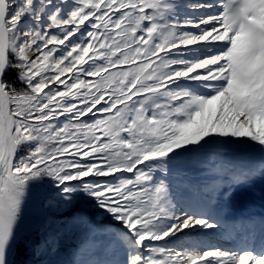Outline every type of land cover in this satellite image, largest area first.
Listing matches in <instances>:
<instances>
[{"label": "snow or ice", "instance_id": "1", "mask_svg": "<svg viewBox=\"0 0 264 264\" xmlns=\"http://www.w3.org/2000/svg\"><path fill=\"white\" fill-rule=\"evenodd\" d=\"M235 145L264 154V0H0V264L65 236L102 257L40 264H264L173 246L221 227L182 197L192 160L210 199L264 181Z\"/></svg>", "mask_w": 264, "mask_h": 264}, {"label": "bare ground", "instance_id": "2", "mask_svg": "<svg viewBox=\"0 0 264 264\" xmlns=\"http://www.w3.org/2000/svg\"><path fill=\"white\" fill-rule=\"evenodd\" d=\"M223 156H224V162L229 167L248 168L258 164L261 161L262 157H264V154L260 153L258 148L250 147L249 145H235L232 146L230 149H225ZM202 167L203 166L200 165L196 160H192L188 166V172L195 171L196 168L201 170ZM200 206L209 207V205L206 204L205 202L201 203ZM221 206H222L221 209H219L221 215L223 217L225 216L226 219L229 218V221L234 222V226L231 230L233 233L237 231V234L235 233V236L231 232L230 234L235 238L229 237L227 236V234H224L225 230L221 228H228L227 229L228 232L230 230V228L227 225H224L223 227H220L215 230H209L207 232L204 231L193 232L188 236L182 237V239L179 241H173V246H176L178 244L187 245L186 243L189 242L188 240H190L192 245H198L196 242L202 243L203 239L212 240V243L216 242L214 241L215 239H222L221 241L223 242V245L225 244L229 245L233 243L232 241L234 239L235 241L236 240L238 241L239 239H241V237L245 238L243 235V231L246 229L245 225H247L246 227H248L247 229L249 231L251 226L259 225L258 220L264 221V181L257 179L250 186L238 189L234 199L232 200L223 199ZM30 210L37 212L35 208ZM210 211L214 215L213 209H210ZM245 216L248 219L244 218L246 220H244L243 222H238L241 221V217H245ZM36 222L37 220L34 221V223ZM248 224H250L251 226H248ZM261 224H262L261 227L260 226L257 228L255 227V229L256 231L260 229L261 233H263L264 223ZM229 238H233V239L229 240ZM222 248L228 249L227 246L225 247L223 246Z\"/></svg>", "mask_w": 264, "mask_h": 264}, {"label": "rangeland", "instance_id": "3", "mask_svg": "<svg viewBox=\"0 0 264 264\" xmlns=\"http://www.w3.org/2000/svg\"><path fill=\"white\" fill-rule=\"evenodd\" d=\"M186 175H187L186 184L189 187H188V191L186 193H182L183 199H186V200L190 201L191 203H193L194 205H197V206H199L198 203H200L201 201H204L206 204L209 205L210 209H212V208L213 209H217V208L220 209L221 208L220 205L223 201V198L216 197V198L210 199L209 194H204V195L201 194L204 184L208 182V180H207L208 173L202 172L201 170L196 168L195 171H191V172L187 171ZM205 195L208 197H205ZM36 213L37 212L30 210L29 219H28L29 225L34 224V221L36 220ZM96 223L107 224L108 222L98 220V221H96ZM221 229H223V228H221ZM51 230L52 231L56 230V226L54 224L51 225ZM224 230H226V229H224ZM224 232H225L224 234H227L226 231H224ZM221 240L222 239H215L214 241H216V242L212 243V240L203 239L202 243H200V242H196V243L202 247H204V246H217V247L222 248L223 246L224 247L227 246L229 250H235V248L233 247V246H235L234 245L235 243L233 245H226V244L223 245V242ZM229 240H231V239H229ZM188 241L189 242L186 244L192 245L190 240H188ZM71 244L72 245L74 244V245H76V247H78L79 241L77 239H75V237H68V236L63 237L60 241V247H59V251L57 254L64 253L68 249H71ZM29 253L27 255L28 256L27 259L23 260L24 263L21 262V260L19 258L18 264H26V262H32V264H40V261H42V260L53 259L51 257V255H48L47 252H45L43 255H40L38 257H33L31 251ZM102 253H103V249L99 248V247L96 249H93L90 253H84L82 250L78 252V249L76 250V248H74L72 250V256L69 259L80 260V259H87V258H93V257L100 258V257H102ZM65 255H64V257H65ZM13 259H14V257H13Z\"/></svg>", "mask_w": 264, "mask_h": 264}, {"label": "trees", "instance_id": "4", "mask_svg": "<svg viewBox=\"0 0 264 264\" xmlns=\"http://www.w3.org/2000/svg\"><path fill=\"white\" fill-rule=\"evenodd\" d=\"M54 220V219H53ZM74 248H76V250L78 249V247H76V245H72L71 244V249H68L66 252H64V253H59V254H57V255H55V256H51L53 259H69L71 256H72V250L74 249ZM30 252V250L29 249H21L15 256H14V261H15V264H18V262H19V258H20V260H21V262H23L24 263V261L23 260H26L27 259V255H28V253ZM30 254V253H29ZM20 255V256H19ZM64 255H65V257H64ZM68 256V257H67ZM67 257V258H66Z\"/></svg>", "mask_w": 264, "mask_h": 264}, {"label": "water", "instance_id": "5", "mask_svg": "<svg viewBox=\"0 0 264 264\" xmlns=\"http://www.w3.org/2000/svg\"><path fill=\"white\" fill-rule=\"evenodd\" d=\"M130 175V174H128ZM51 215V218H54L55 219V214H50Z\"/></svg>", "mask_w": 264, "mask_h": 264}]
</instances>
